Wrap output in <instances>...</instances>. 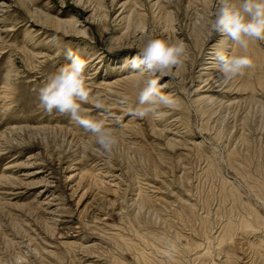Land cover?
Returning <instances> with one entry per match:
<instances>
[{"label": "rangeland", "instance_id": "obj_1", "mask_svg": "<svg viewBox=\"0 0 264 264\" xmlns=\"http://www.w3.org/2000/svg\"><path fill=\"white\" fill-rule=\"evenodd\" d=\"M217 4L0 0V264H264V41L223 83L216 53L242 50L212 33ZM148 38L187 59L160 79L176 104L139 118L145 77L122 65ZM69 51L83 106L115 129L110 156L40 106Z\"/></svg>", "mask_w": 264, "mask_h": 264}, {"label": "clouds", "instance_id": "obj_2", "mask_svg": "<svg viewBox=\"0 0 264 264\" xmlns=\"http://www.w3.org/2000/svg\"><path fill=\"white\" fill-rule=\"evenodd\" d=\"M210 28L213 34L231 38L242 50L239 55L216 53L219 78L223 83H228L252 67L253 61L248 54L250 42L264 41V0H218ZM186 53L187 45L182 40L148 38L136 55L125 58L122 67L145 77L138 104L134 109H129L132 115L144 118L157 106L172 107L176 104L171 95L161 91L160 79L181 65L187 59ZM67 56L71 63L51 74L39 89L40 106L49 114L55 111L68 116L95 137L99 149L110 156L119 143L115 129L107 126L104 118L91 115L90 110L83 106L90 97L85 76L87 65L71 51ZM124 99L127 100V97ZM95 106L97 109L105 107L99 96L96 97Z\"/></svg>", "mask_w": 264, "mask_h": 264}]
</instances>
